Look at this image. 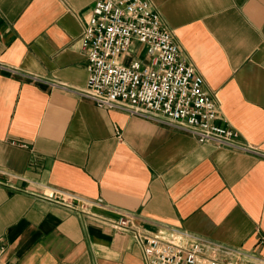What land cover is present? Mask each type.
I'll return each instance as SVG.
<instances>
[{
    "label": "crops",
    "instance_id": "crops-1",
    "mask_svg": "<svg viewBox=\"0 0 264 264\" xmlns=\"http://www.w3.org/2000/svg\"><path fill=\"white\" fill-rule=\"evenodd\" d=\"M94 1L0 0V64L19 72L0 69V264H144L108 223L122 214L264 259V159L48 84L85 86L78 39ZM148 1L222 119L264 151V0Z\"/></svg>",
    "mask_w": 264,
    "mask_h": 264
},
{
    "label": "built area",
    "instance_id": "built-area-1",
    "mask_svg": "<svg viewBox=\"0 0 264 264\" xmlns=\"http://www.w3.org/2000/svg\"><path fill=\"white\" fill-rule=\"evenodd\" d=\"M78 40L87 59L85 86L60 81H51L50 86L96 106L190 134L198 143L264 159L263 150L240 140L238 131L222 119L203 77L183 57L178 41L148 0H95ZM0 69L19 73L9 65L0 64ZM54 199L66 207L87 208L72 194L57 193ZM108 223L114 230L131 232L143 252L144 264H264L254 254L194 234L181 232L166 238L145 233L128 215ZM259 242L264 246V237Z\"/></svg>",
    "mask_w": 264,
    "mask_h": 264
},
{
    "label": "rangeland",
    "instance_id": "rangeland-1",
    "mask_svg": "<svg viewBox=\"0 0 264 264\" xmlns=\"http://www.w3.org/2000/svg\"><path fill=\"white\" fill-rule=\"evenodd\" d=\"M129 58H130V56H129V55H127L126 59L128 60Z\"/></svg>",
    "mask_w": 264,
    "mask_h": 264
}]
</instances>
